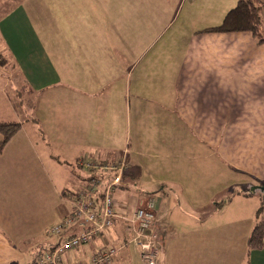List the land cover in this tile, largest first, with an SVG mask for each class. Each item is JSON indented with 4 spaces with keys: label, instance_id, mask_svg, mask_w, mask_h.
Here are the masks:
<instances>
[{
    "label": "crops",
    "instance_id": "0c3cea01",
    "mask_svg": "<svg viewBox=\"0 0 264 264\" xmlns=\"http://www.w3.org/2000/svg\"><path fill=\"white\" fill-rule=\"evenodd\" d=\"M4 1L0 52L13 70L0 65V74L9 83L15 73L31 97L26 124L17 116L2 121L20 128L0 159L16 134L40 162L49 146L76 166L82 157L113 160L127 150L126 186L114 198L128 214L138 193L154 198L155 264H264V246L246 245L263 191L253 184L264 185V45L249 32L208 31L237 0H161L147 25L144 14L130 19L127 2L116 11L105 3V16L93 23L64 0ZM164 14L176 23L169 34L161 31ZM52 188L59 221L68 191ZM126 224L114 219L112 240L83 244L64 261H87L104 242L116 248L110 264H146ZM40 235L27 220L13 236L0 226V264H43L33 249ZM50 239L46 249L58 241Z\"/></svg>",
    "mask_w": 264,
    "mask_h": 264
},
{
    "label": "rangeland",
    "instance_id": "374dc122",
    "mask_svg": "<svg viewBox=\"0 0 264 264\" xmlns=\"http://www.w3.org/2000/svg\"><path fill=\"white\" fill-rule=\"evenodd\" d=\"M0 1L5 3L4 0ZM160 1L161 0H64L66 5L72 7V9L77 11L80 16L83 17L84 14L85 17L86 15L92 17L93 23L98 22L99 18L102 19L105 16V14L101 12V10L106 11L108 9L104 7L105 3L112 4L113 9L116 11L121 2H127L131 7L130 19L133 20L137 14H144L143 24L145 25H147L148 22L152 24L150 13L160 5ZM4 9L0 8V14ZM169 15L170 14L163 15L161 31L165 34L173 32L174 26H176V23H173V20L171 21ZM121 20L122 19L118 21L119 35L122 34ZM143 24L142 29L146 30ZM136 31L137 30L135 29L133 32ZM147 32H151V30L147 29ZM0 65L1 67L7 68L5 70H13L12 64L2 57L1 52ZM8 75H11V78L8 76L10 78L9 83L6 81L7 74H0V80H2V82L6 81V83L3 84L0 93V122L12 120L13 117L17 116V118H15L17 121L26 124L29 120L27 116V99L31 96L26 93V87L15 73L12 72L10 74L9 72ZM14 88L17 89L15 90ZM16 91L19 96H16L18 101L16 102L17 105L15 104L13 106L15 112H12V109H10L12 106L7 100V95L11 96V99L14 100L13 94H15ZM25 146V139L20 136L17 137L16 134L10 141L9 147L12 148L10 149L8 147V151L11 152V154L5 153L0 159V226L13 236L15 234V227L17 228L18 226L20 228L24 226L25 221L27 220L28 226L32 225L35 229L40 230V243L36 245L34 244L35 247L33 249L34 251H42V249H46L45 247L48 245L49 240H52L50 238L58 239V237L49 236L45 231L52 224L58 222L57 215L60 214L56 209L58 203L54 200L53 196L55 195L52 187L55 186V189H57L59 193L62 190L71 191L70 189H73L72 187L75 185L74 183H76L78 176L87 174V170L73 165L72 162L62 161L61 157L57 154L58 152L55 146H49V149L46 148L47 154L40 153L42 162L36 160L34 156H32L33 154L31 151L27 149L24 150ZM141 152L143 153L141 157L142 161L146 162V149L141 147ZM48 154H50L53 159L48 158ZM8 155H11V157ZM262 155L264 157V154ZM12 159H15V162H13ZM255 185L260 190L263 187L253 184V188ZM242 187L246 188L245 186ZM121 189L122 188H118L114 190L112 195L115 196V192ZM260 193L261 192H258V194ZM17 232L21 233V231ZM21 235L23 236V234ZM28 238H30V236H28ZM36 241L37 237L35 235L33 243H36ZM158 245L159 241L157 237V246ZM125 264H127V262Z\"/></svg>",
    "mask_w": 264,
    "mask_h": 264
},
{
    "label": "built area",
    "instance_id": "2783aa9c",
    "mask_svg": "<svg viewBox=\"0 0 264 264\" xmlns=\"http://www.w3.org/2000/svg\"><path fill=\"white\" fill-rule=\"evenodd\" d=\"M127 150L113 160L79 158L77 166L87 170L83 184L67 192L68 210L58 222L52 224L46 234L58 237L57 243L37 255L43 264H110L116 251L113 244L102 243L87 261H64V255L77 247L104 237L112 240L110 227L116 218L127 221L125 230L129 241L139 249L146 264H155L158 257L155 200L150 195L139 194L137 205L128 214L112 192L124 188V172L128 166ZM103 237V238H102ZM104 241V240H103Z\"/></svg>",
    "mask_w": 264,
    "mask_h": 264
},
{
    "label": "trees",
    "instance_id": "16d2710c",
    "mask_svg": "<svg viewBox=\"0 0 264 264\" xmlns=\"http://www.w3.org/2000/svg\"><path fill=\"white\" fill-rule=\"evenodd\" d=\"M261 10L262 2L260 0H237L235 7L226 13L221 24L208 29V31L249 32L259 44L264 45V27L261 22ZM19 128L20 124L16 121L0 122V134L2 136L0 151ZM263 207L264 191L258 195V206L255 211L257 221L246 240L248 250L261 249L264 246Z\"/></svg>",
    "mask_w": 264,
    "mask_h": 264
},
{
    "label": "water",
    "instance_id": "95a60500",
    "mask_svg": "<svg viewBox=\"0 0 264 264\" xmlns=\"http://www.w3.org/2000/svg\"><path fill=\"white\" fill-rule=\"evenodd\" d=\"M262 189L264 190V185H263Z\"/></svg>",
    "mask_w": 264,
    "mask_h": 264
}]
</instances>
